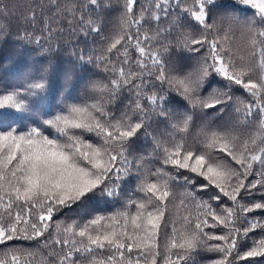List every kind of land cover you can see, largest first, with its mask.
I'll list each match as a JSON object with an SVG mask.
<instances>
[{
  "label": "snow or ice",
  "instance_id": "obj_1",
  "mask_svg": "<svg viewBox=\"0 0 264 264\" xmlns=\"http://www.w3.org/2000/svg\"><path fill=\"white\" fill-rule=\"evenodd\" d=\"M14 21L0 264H264V0H0V43Z\"/></svg>",
  "mask_w": 264,
  "mask_h": 264
},
{
  "label": "trees",
  "instance_id": "obj_2",
  "mask_svg": "<svg viewBox=\"0 0 264 264\" xmlns=\"http://www.w3.org/2000/svg\"><path fill=\"white\" fill-rule=\"evenodd\" d=\"M22 0H12L13 4L20 3ZM22 25L13 22V35L7 40L5 43H0V80L7 79L9 81L16 79L24 72H26L29 67L32 66V62L36 59L33 56H30L28 53L21 51L17 47L16 44V30L21 28ZM64 39L70 40L71 45H78L80 48H88L93 46V40L91 37L85 41L84 37L80 36L77 38H70L65 34ZM63 44V41H61ZM67 47V45H64ZM66 53L61 57V59L66 58ZM62 81L56 84V88L58 89ZM11 110H6L3 114H9ZM12 115H16L14 112ZM10 119V118H9Z\"/></svg>",
  "mask_w": 264,
  "mask_h": 264
},
{
  "label": "rangeland",
  "instance_id": "obj_3",
  "mask_svg": "<svg viewBox=\"0 0 264 264\" xmlns=\"http://www.w3.org/2000/svg\"><path fill=\"white\" fill-rule=\"evenodd\" d=\"M6 110H0V112H5ZM3 118L5 119V122H8V120H9V114H4V116H3Z\"/></svg>",
  "mask_w": 264,
  "mask_h": 264
}]
</instances>
